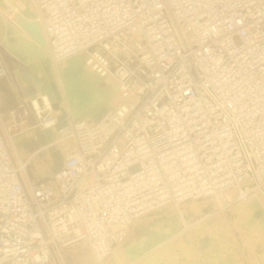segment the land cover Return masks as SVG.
I'll return each mask as SVG.
<instances>
[{
    "label": "built area",
    "instance_id": "1",
    "mask_svg": "<svg viewBox=\"0 0 264 264\" xmlns=\"http://www.w3.org/2000/svg\"><path fill=\"white\" fill-rule=\"evenodd\" d=\"M34 2L54 61L85 54L119 98L69 111L74 146L48 179L0 126V264H104L166 202L264 192V0Z\"/></svg>",
    "mask_w": 264,
    "mask_h": 264
},
{
    "label": "bare ground",
    "instance_id": "2",
    "mask_svg": "<svg viewBox=\"0 0 264 264\" xmlns=\"http://www.w3.org/2000/svg\"><path fill=\"white\" fill-rule=\"evenodd\" d=\"M0 39L15 49L19 48L27 52L33 58L31 62L35 59L30 68V63L28 64L29 69L20 67L18 62L14 63L20 67L17 77L21 88L18 90L22 91V97L18 98L25 100L21 105L24 109L21 107L20 109L23 110L22 114L29 115V118L20 122H24L25 126L16 130L14 134L11 132L8 141L17 158L30 160L29 176L32 179L43 180L53 175L57 168L56 160L59 164L63 163L67 153L69 155L74 146V141H66L64 139L66 137L61 136L59 132L60 128H66L70 124L69 111L77 118L99 117L107 108L116 104L119 98L117 86L111 76L103 78L95 73L86 63V56L83 53L60 64L54 61L50 45L44 35L42 14L35 7L34 0H0ZM12 93L9 95L12 96ZM2 96L0 91V98ZM4 98L5 96L2 97L5 101L8 99ZM12 98L14 99V96ZM8 103L5 102L3 105L7 107ZM44 109H50L54 113L53 119L46 121L41 127L35 125L33 121L34 125H32L29 121L34 120L35 115L42 113ZM47 150L53 153V162L50 160L46 162L40 157L41 153L43 151L47 153ZM32 160L40 162L35 164ZM199 200L193 201L191 205L186 202L181 205L166 202L139 218L134 222L136 229L134 238L127 245L115 246L108 258L109 263L242 264L240 258L222 255L225 246L223 243L226 247L228 245L224 239L227 233L231 232H229L228 219L231 217L236 221L235 223L253 230L258 229L259 226L264 228L262 223L264 192L259 191L246 199L228 195L225 204L229 205L222 212L216 213L213 211L219 204L217 196L211 197L207 203L205 202L206 205H201ZM256 213H258L257 217ZM198 216H201L200 222L171 238V233L182 226L184 217L194 219ZM211 244L213 247L210 246Z\"/></svg>",
    "mask_w": 264,
    "mask_h": 264
},
{
    "label": "rangeland",
    "instance_id": "3",
    "mask_svg": "<svg viewBox=\"0 0 264 264\" xmlns=\"http://www.w3.org/2000/svg\"><path fill=\"white\" fill-rule=\"evenodd\" d=\"M36 7V6H35ZM235 38V41L237 43H240L241 40L239 38L238 35L234 36ZM0 49L3 50V52H6L8 53V56L7 58L9 59L10 63H11V72L7 75V74H2L0 75V91H1V94L3 96H5L4 99H7L6 101L2 99V97L0 98V102H3L1 105H5V102H9L11 103V105L9 106V103L6 104L8 105V109L7 107H5L4 105L0 107V126L1 128L4 130V132L6 134H8L7 138H10L11 137V132L14 134L16 130H20V129H23V127L25 126L24 122L20 123L21 121L25 120L26 118H29V115L27 116V114L25 115L22 114L23 110L24 109V106H21L22 104L25 103V100L24 99H20L18 97H22L21 94H22V91L18 90V89H21L20 88V81H19V78L17 77V72L19 71L20 67H28V64H29V68L31 67V64L35 62V59L31 62L30 60H32V56H30L27 52H24L23 50L19 49V48H16L15 47H11L10 45H8L7 43H5L4 41H2L0 39ZM6 47H5V44ZM4 44V47L3 45ZM2 46V47H1ZM13 49V50H12ZM9 50V52H8ZM12 50V51H11ZM14 52V53H12ZM16 55V56H15ZM17 57V59H16ZM23 58L22 60L20 58ZM21 60V62H20ZM14 61V62H13ZM15 62H18L20 65V67H17L14 63ZM17 63V64H18ZM23 63V64H21ZM27 64V65H26ZM26 65V66H25ZM16 68V69H14ZM27 68V69H29ZM18 69V70H17ZM13 71H16L15 73H12ZM30 71V70H29ZM28 71V72H29ZM32 73V71H30ZM29 72V74L31 75V73ZM16 74V75H14ZM13 75V77H12ZM33 76V75H32ZM13 79H12V78ZM8 78V79H6ZM6 79V80H5ZM15 79V80H14ZM18 79V80H16ZM4 80V81H3ZM9 80V81H8ZM11 80V81H10ZM14 80V82H13ZM19 84H18V82ZM12 84V85H11ZM13 84H15L13 86ZM18 86V87H17ZM13 89H12V88ZM9 88V89H8ZM12 89V91H11ZM3 90V91H2ZM6 90V91H4ZM12 93V96L9 95L10 93ZM19 92V93H18ZM7 93V94H6ZM14 96V99L12 98ZM18 99H16V97ZM16 99V100H15ZM118 100V99H117ZM15 101V102H14ZM20 104H17L19 103ZM14 103V104H13ZM17 105V106H16ZM19 105V106H18ZM10 107V108H9ZM12 107V108H11ZM15 107V108H14ZM20 107L22 109H20ZM7 109V110H6ZM19 109V110H18ZM5 110V111H4ZM12 110V111H11ZM15 110H18V111H15ZM10 111V112H9ZM14 111V112H13ZM51 111V110H50ZM20 112V113H19ZM52 112V111H51ZM14 113V114H13ZM53 113V112H52ZM41 114V113H40ZM38 114V115H40ZM54 114V113H53ZM38 115L36 114L35 115V119L34 120H30L29 122L32 123V125H40V127L42 126L40 124V120H39V117ZM27 116V117H26ZM11 118V119H10ZM7 119V120H6ZM11 120V121H10ZM34 123H33V122ZM2 122V123H1ZM5 125V127H4ZM8 128V129H7ZM15 129V130H14ZM13 130V131H12ZM8 131V133L6 132ZM10 131V132H9ZM10 134V135H9ZM61 135V134H60ZM10 136V137H9ZM62 136V135H61ZM66 141H70L72 140L71 138H64ZM73 141V140H72ZM71 142V141H70ZM44 152V151H43ZM41 153L40 157L42 158V160L45 159L46 162H48L49 160L51 162L54 161L53 159V153L51 154L48 150H47V153L44 152V153ZM51 156H50V155ZM67 156H68V153H67ZM52 157V158H51ZM65 160V159H64ZM34 162V160H32ZM40 161H37V162H34L35 164L39 163ZM44 161H42L43 163ZM33 163V164H34ZM45 163V162H44ZM56 165L57 167L60 165L59 164V161L56 160ZM35 168H38V166ZM38 170V169H37ZM49 177L45 178V179H48ZM39 179V178H37ZM218 200H219V204H217L216 208L214 209V213L216 212H222L223 210H225V208L229 205V204H225L226 203V200L228 199V197L225 198V201L223 200L222 197H219L217 196ZM250 198V197H249ZM210 198H204V199H193V200H189L187 201L186 203L187 204H192L193 201L195 200H199L201 205H206L207 201L209 200ZM243 199H246V198H243ZM206 202V203H205ZM176 205H181V204H176ZM212 213V214H214ZM257 214V215H256ZM255 216L257 217L258 216V213H256ZM141 218V217H140ZM200 218L201 216H198V217H195L194 219L190 217H184V220L182 222V226L178 229V230H175L174 232L171 233L172 237L173 238L174 236H177L179 234H181L182 232L184 231H187L188 229H190L191 227H193L195 224H197L198 222H200ZM260 218V217H258ZM257 218V219H258ZM138 220V219H137ZM135 220V221H137ZM264 221V219H263ZM236 221H234V219H232L231 217H229L228 219V224H229V234L227 233V236L224 240H226L225 242L228 244L227 247H226V244L223 243V246L224 247V250H223V253L225 254H222L223 257L225 256H228V257H237L239 260H240V263L242 264H264V228H262L261 226L258 227V229L256 230H253L252 228H247L245 226H242L241 224H238V223H235ZM264 224V222H262ZM135 230V231H134ZM136 232V229H135V224L133 222L132 224V238H134L133 235H135ZM231 233H232V236H231ZM228 237V238H227ZM231 237V238H230ZM234 237V238H233ZM232 239V241H231ZM234 239V240H233ZM229 242V243H228ZM231 242V243H230ZM231 245V246H230ZM210 246L213 247V244H211ZM230 246V248L228 247ZM233 246V247H232ZM229 248V249H228ZM234 248V249H233ZM226 249V250H225ZM231 250V251H230ZM239 251V252H237ZM233 252V254H232ZM239 253V254H238ZM110 261H108V258L106 260V262H104V264H110L109 263ZM218 263H219V260H218ZM221 264V263H220Z\"/></svg>",
    "mask_w": 264,
    "mask_h": 264
},
{
    "label": "water",
    "instance_id": "4",
    "mask_svg": "<svg viewBox=\"0 0 264 264\" xmlns=\"http://www.w3.org/2000/svg\"><path fill=\"white\" fill-rule=\"evenodd\" d=\"M6 54H8V53H6ZM75 56H76V55H75ZM72 57H74V56H72ZM72 57H71V58H72ZM69 59H70V58H69ZM9 63H10V61H9ZM10 68H12V67H11V63H10ZM61 164H62V163H61ZM129 242H130V241H129ZM129 242H128V243H129ZM125 245H127V243H126Z\"/></svg>",
    "mask_w": 264,
    "mask_h": 264
}]
</instances>
